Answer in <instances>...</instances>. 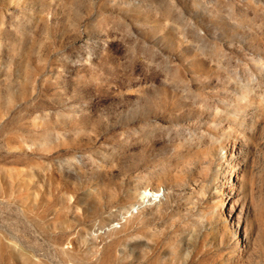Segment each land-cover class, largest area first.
I'll return each mask as SVG.
<instances>
[{
    "label": "rangeland",
    "instance_id": "374dc122",
    "mask_svg": "<svg viewBox=\"0 0 264 264\" xmlns=\"http://www.w3.org/2000/svg\"><path fill=\"white\" fill-rule=\"evenodd\" d=\"M0 264H264V0H0Z\"/></svg>",
    "mask_w": 264,
    "mask_h": 264
}]
</instances>
